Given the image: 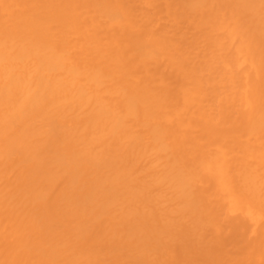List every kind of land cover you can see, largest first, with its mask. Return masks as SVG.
Wrapping results in <instances>:
<instances>
[{"label": "bare ground", "instance_id": "obj_1", "mask_svg": "<svg viewBox=\"0 0 264 264\" xmlns=\"http://www.w3.org/2000/svg\"><path fill=\"white\" fill-rule=\"evenodd\" d=\"M0 264H264V0H0Z\"/></svg>", "mask_w": 264, "mask_h": 264}]
</instances>
